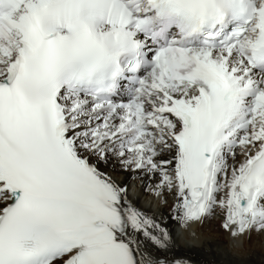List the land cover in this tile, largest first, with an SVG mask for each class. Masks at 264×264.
I'll use <instances>...</instances> for the list:
<instances>
[{
	"label": "snow or ice",
	"instance_id": "6c2138e0",
	"mask_svg": "<svg viewBox=\"0 0 264 264\" xmlns=\"http://www.w3.org/2000/svg\"><path fill=\"white\" fill-rule=\"evenodd\" d=\"M108 164L264 232V0H0V264H187Z\"/></svg>",
	"mask_w": 264,
	"mask_h": 264
},
{
	"label": "bare ground",
	"instance_id": "6f19581e",
	"mask_svg": "<svg viewBox=\"0 0 264 264\" xmlns=\"http://www.w3.org/2000/svg\"><path fill=\"white\" fill-rule=\"evenodd\" d=\"M101 167L117 181L128 183L138 206L172 233L174 246L168 253L169 259H183L187 264H264V232L253 231L250 236L234 238L223 228V215L219 211L199 224L185 227L173 216L172 196L156 198L145 191L146 183L153 187L159 183L158 174L125 172L118 165L113 170V164Z\"/></svg>",
	"mask_w": 264,
	"mask_h": 264
}]
</instances>
